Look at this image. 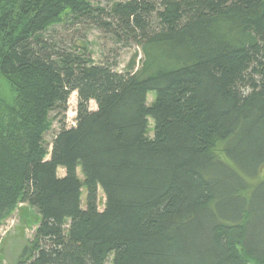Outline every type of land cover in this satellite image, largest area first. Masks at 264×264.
Wrapping results in <instances>:
<instances>
[{
	"label": "trees",
	"instance_id": "obj_1",
	"mask_svg": "<svg viewBox=\"0 0 264 264\" xmlns=\"http://www.w3.org/2000/svg\"><path fill=\"white\" fill-rule=\"evenodd\" d=\"M0 75V222L37 225L13 264H264V0H0Z\"/></svg>",
	"mask_w": 264,
	"mask_h": 264
},
{
	"label": "rangeland",
	"instance_id": "obj_2",
	"mask_svg": "<svg viewBox=\"0 0 264 264\" xmlns=\"http://www.w3.org/2000/svg\"><path fill=\"white\" fill-rule=\"evenodd\" d=\"M113 0H96L102 6L111 5ZM56 37L69 41H76L75 28L67 30V28H56ZM86 31L87 40L90 43V49L93 52V58L96 62L108 60L114 64L118 70H125L130 60L136 57L137 67L141 63L142 53L138 46L130 45L123 47L121 44H115L110 38L106 37L96 28H88ZM83 28L80 30L83 33ZM16 97V91L10 81L0 75V98L4 99L8 104H13ZM155 93L151 92L148 95L149 104L154 100ZM92 108H96L95 102L91 103ZM77 109V95L73 94L69 101V109L66 115L68 126L75 125ZM154 122L150 119V127L153 128ZM60 126L55 123L53 128L45 135V141L50 146L54 140ZM152 135V131H151ZM60 176H64V168L58 171ZM79 174L82 178V172L79 169ZM86 189H83V199H85ZM100 209L103 210L105 197L102 191L99 193ZM26 209V210H22ZM27 214V216L25 215ZM27 217V218H26ZM35 218L33 209L27 204H20L0 222V264H13L19 256L25 242L32 237L37 225L27 224L28 219Z\"/></svg>",
	"mask_w": 264,
	"mask_h": 264
}]
</instances>
